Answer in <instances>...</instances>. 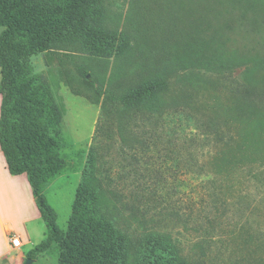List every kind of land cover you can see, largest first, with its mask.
Returning a JSON list of instances; mask_svg holds the SVG:
<instances>
[{"label": "trees", "instance_id": "trees-1", "mask_svg": "<svg viewBox=\"0 0 264 264\" xmlns=\"http://www.w3.org/2000/svg\"><path fill=\"white\" fill-rule=\"evenodd\" d=\"M261 6L259 0H188L186 24L172 29L174 38L157 40L164 55L152 77L119 95L94 90L97 98L105 97L106 119L112 107L155 116L168 110L195 120L205 132L206 142L217 148V175L263 163L264 53L228 49L225 34L234 24L262 30ZM102 18V0H0V152L11 176L25 175L46 228L27 259L56 245L58 264H185L169 235L149 233L133 241L116 226L112 182L99 168L94 147L66 232L43 194L65 168L64 109L44 81L31 75L29 59L70 45L98 57L112 55L118 37L104 31ZM199 95L207 97L205 106L198 104Z\"/></svg>", "mask_w": 264, "mask_h": 264}, {"label": "rangeland", "instance_id": "rangeland-1", "mask_svg": "<svg viewBox=\"0 0 264 264\" xmlns=\"http://www.w3.org/2000/svg\"><path fill=\"white\" fill-rule=\"evenodd\" d=\"M102 7V28L118 37L112 55L98 57L70 45L29 59L31 75L44 81L64 109L60 156L65 168L43 191L59 229L67 231L81 172L94 147L99 168L112 182L114 223L133 241L149 233L169 235L185 264H264V162L217 175V148L206 142L205 132L195 120L168 110L155 116L112 107L106 128L95 132L107 119L105 97L97 98L94 90L119 95L152 77L164 55L157 40L174 38L172 29L186 24L188 0H102ZM235 26L225 32L228 49L264 53V28ZM206 98L199 95L198 104ZM29 191L23 205L18 201L29 220L15 217L20 234L9 235H25L27 243L16 249L20 252L1 256L0 264H58L56 245L27 259L46 233ZM3 243L0 235V254Z\"/></svg>", "mask_w": 264, "mask_h": 264}, {"label": "crops", "instance_id": "crops-1", "mask_svg": "<svg viewBox=\"0 0 264 264\" xmlns=\"http://www.w3.org/2000/svg\"><path fill=\"white\" fill-rule=\"evenodd\" d=\"M0 158L2 159V160L0 159V203L1 202L3 203V206H2L3 208H1V205H0V235L4 241L2 252L0 254V257H1L3 255L5 256L8 253L20 252V250H16L11 245V238L17 237V236L13 235L12 237H10L9 235L12 232H15V234L16 232L19 233V231L16 230L14 226L15 224H14L13 219H15V217L16 218L22 217L23 219L22 223H25L27 220H29V219H26L28 217H26V215L23 212H21V210H18L19 208L18 201L19 202L21 201L23 205L22 199L24 197V194H25V197H27V199L29 198L30 186L27 182L25 175L11 176L8 173L6 169V164H5V161H4V158L1 152H0ZM8 201H10V204H8L9 203ZM7 208L11 209L13 212L10 210L11 212L8 211V214H7L6 212ZM33 215H36V213H33ZM24 231L25 229L23 230V232ZM22 238H20L21 243L25 242L26 244L27 237L25 235H22Z\"/></svg>", "mask_w": 264, "mask_h": 264}, {"label": "built area", "instance_id": "built-area-1", "mask_svg": "<svg viewBox=\"0 0 264 264\" xmlns=\"http://www.w3.org/2000/svg\"><path fill=\"white\" fill-rule=\"evenodd\" d=\"M11 245L15 249L20 248L22 246L20 238L19 237H12L11 238Z\"/></svg>", "mask_w": 264, "mask_h": 264}, {"label": "water", "instance_id": "water-1", "mask_svg": "<svg viewBox=\"0 0 264 264\" xmlns=\"http://www.w3.org/2000/svg\"><path fill=\"white\" fill-rule=\"evenodd\" d=\"M32 260H27L24 264H31Z\"/></svg>", "mask_w": 264, "mask_h": 264}]
</instances>
